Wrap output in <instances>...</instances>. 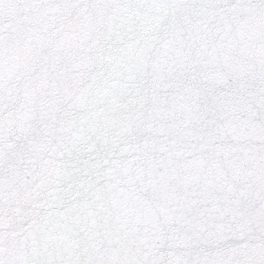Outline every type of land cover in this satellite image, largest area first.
I'll list each match as a JSON object with an SVG mask.
<instances>
[{"label": "snow or ice", "instance_id": "snow-or-ice-1", "mask_svg": "<svg viewBox=\"0 0 264 264\" xmlns=\"http://www.w3.org/2000/svg\"><path fill=\"white\" fill-rule=\"evenodd\" d=\"M0 264H264V0H0Z\"/></svg>", "mask_w": 264, "mask_h": 264}]
</instances>
